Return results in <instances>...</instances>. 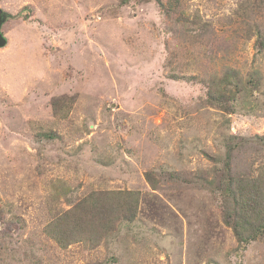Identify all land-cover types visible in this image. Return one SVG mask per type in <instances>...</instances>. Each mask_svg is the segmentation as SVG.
Masks as SVG:
<instances>
[{
  "label": "rangeland",
  "instance_id": "obj_1",
  "mask_svg": "<svg viewBox=\"0 0 264 264\" xmlns=\"http://www.w3.org/2000/svg\"><path fill=\"white\" fill-rule=\"evenodd\" d=\"M0 12V264H264V0Z\"/></svg>",
  "mask_w": 264,
  "mask_h": 264
},
{
  "label": "trees",
  "instance_id": "obj_2",
  "mask_svg": "<svg viewBox=\"0 0 264 264\" xmlns=\"http://www.w3.org/2000/svg\"><path fill=\"white\" fill-rule=\"evenodd\" d=\"M242 190V189H241ZM257 199V197H249L248 194L246 193H241L240 194V201H241V204H245L246 205V201L249 202L250 204H253L254 205V202H255V199ZM243 213V222L238 223L236 220H235V217L237 215H241ZM259 213V209L258 207H240V212L237 213L236 210H234V213H227L226 216L224 217V220H225V224H227L228 226H232V228L234 229V231L236 232V237L237 239H241V237H243V235L241 234V231L239 230L241 227H243V230L245 229V227L247 226L246 224H250L252 223V217L253 215H257ZM257 220V219H256ZM262 221H264V219H262ZM241 226V227H240ZM260 228H264L263 225L259 226V229ZM255 232V229H252L251 233L249 235H253ZM258 232V231H257ZM55 240L57 241V243H59L60 245H63L62 243V237L60 238H57V237H54Z\"/></svg>",
  "mask_w": 264,
  "mask_h": 264
},
{
  "label": "water",
  "instance_id": "obj_3",
  "mask_svg": "<svg viewBox=\"0 0 264 264\" xmlns=\"http://www.w3.org/2000/svg\"><path fill=\"white\" fill-rule=\"evenodd\" d=\"M6 19L7 14L0 12V48H3L7 44L6 38L1 34V27Z\"/></svg>",
  "mask_w": 264,
  "mask_h": 264
}]
</instances>
